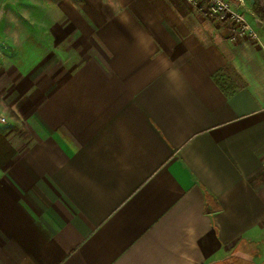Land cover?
Instances as JSON below:
<instances>
[{
    "label": "crops",
    "instance_id": "0c3cea01",
    "mask_svg": "<svg viewBox=\"0 0 264 264\" xmlns=\"http://www.w3.org/2000/svg\"><path fill=\"white\" fill-rule=\"evenodd\" d=\"M35 9L0 56V264H264V36L185 0Z\"/></svg>",
    "mask_w": 264,
    "mask_h": 264
},
{
    "label": "rangeland",
    "instance_id": "374dc122",
    "mask_svg": "<svg viewBox=\"0 0 264 264\" xmlns=\"http://www.w3.org/2000/svg\"><path fill=\"white\" fill-rule=\"evenodd\" d=\"M172 1L176 4L177 0ZM242 2L250 9V12L254 15V17L257 18L255 13L252 11V1L242 0ZM201 4H205L206 6V0H198L196 5L197 9H200ZM39 5L42 6V0H0V56H6L12 53L11 44H13V41H17V39L27 31V28L29 26L30 28L33 27V25L35 27L42 26V23L44 22L43 16H39L34 13L36 11L35 8H38ZM244 16L246 20H248L252 24L251 16H248L246 14ZM258 31L261 35L264 34L263 22ZM10 64L11 63L8 61H0V77L8 74V69L5 67L9 66ZM1 68L4 69L3 71L5 72V74L3 73ZM8 107L9 106L6 105V103L2 99H0L1 123L4 121V117H9L10 114L13 115V113L10 109H8ZM10 129L11 125L7 124L5 126V130H8L10 132Z\"/></svg>",
    "mask_w": 264,
    "mask_h": 264
},
{
    "label": "built area",
    "instance_id": "2783aa9c",
    "mask_svg": "<svg viewBox=\"0 0 264 264\" xmlns=\"http://www.w3.org/2000/svg\"><path fill=\"white\" fill-rule=\"evenodd\" d=\"M185 1L196 6L198 0ZM206 3V6L200 5L203 15L210 18L217 26L226 29L233 39L248 36L258 41L260 34L258 30L262 22L254 17L242 0H206ZM245 14L251 16L252 24L246 20Z\"/></svg>",
    "mask_w": 264,
    "mask_h": 264
},
{
    "label": "trees",
    "instance_id": "16d2710c",
    "mask_svg": "<svg viewBox=\"0 0 264 264\" xmlns=\"http://www.w3.org/2000/svg\"><path fill=\"white\" fill-rule=\"evenodd\" d=\"M251 1H252V11L255 13L257 19H259L264 23V0H251Z\"/></svg>",
    "mask_w": 264,
    "mask_h": 264
},
{
    "label": "water",
    "instance_id": "95a60500",
    "mask_svg": "<svg viewBox=\"0 0 264 264\" xmlns=\"http://www.w3.org/2000/svg\"><path fill=\"white\" fill-rule=\"evenodd\" d=\"M259 25V24H258Z\"/></svg>",
    "mask_w": 264,
    "mask_h": 264
}]
</instances>
